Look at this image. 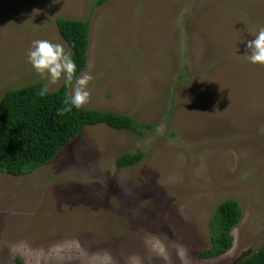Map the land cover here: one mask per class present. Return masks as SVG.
<instances>
[{"label":"rangeland","instance_id":"374dc122","mask_svg":"<svg viewBox=\"0 0 264 264\" xmlns=\"http://www.w3.org/2000/svg\"><path fill=\"white\" fill-rule=\"evenodd\" d=\"M88 22L87 109L141 131L87 125L30 173L0 172V264H235L264 244V65L246 42L264 0H0V97L41 82L33 40L62 43L56 18ZM135 164L116 167L123 152ZM238 202L214 257L217 206ZM19 260V263L16 262Z\"/></svg>","mask_w":264,"mask_h":264},{"label":"trees","instance_id":"16d2710c","mask_svg":"<svg viewBox=\"0 0 264 264\" xmlns=\"http://www.w3.org/2000/svg\"><path fill=\"white\" fill-rule=\"evenodd\" d=\"M103 0H97L101 3ZM57 30L71 49L76 64L75 77L86 65L88 46V22L73 18L57 17ZM73 82V81H72ZM71 84L64 80L55 90L40 96L41 82L7 90L0 97V172L20 176L30 173L47 163L66 144L73 140L87 125L105 124L114 129L141 131V126L127 114L111 111L73 108L70 112L58 113L64 107L63 100L69 97ZM143 157L141 151L123 152L115 160L116 167L135 164ZM238 202L227 199L216 210L211 227V246L198 254L210 258L227 251L232 244L231 227L240 219ZM19 263V260L16 259ZM235 264H264V244L240 258Z\"/></svg>","mask_w":264,"mask_h":264},{"label":"clouds","instance_id":"9594fccd","mask_svg":"<svg viewBox=\"0 0 264 264\" xmlns=\"http://www.w3.org/2000/svg\"><path fill=\"white\" fill-rule=\"evenodd\" d=\"M254 39L246 42L247 57L252 64L264 65V28H261ZM27 62L32 66L40 77L55 84L63 77L66 84H71L76 71V64L71 53L65 49L62 43H53L49 40H33L26 54ZM93 77L85 72L75 80L72 94L63 100L64 107L58 109L59 114L70 112L73 108L80 109L88 102L89 91L87 84ZM48 92L47 86L39 90V95L44 96Z\"/></svg>","mask_w":264,"mask_h":264}]
</instances>
